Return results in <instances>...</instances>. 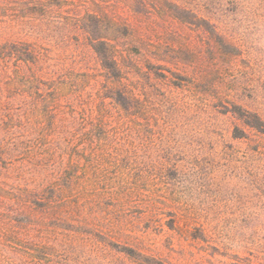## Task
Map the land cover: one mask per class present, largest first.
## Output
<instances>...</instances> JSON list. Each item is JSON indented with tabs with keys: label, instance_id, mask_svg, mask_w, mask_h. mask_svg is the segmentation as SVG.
I'll list each match as a JSON object with an SVG mask.
<instances>
[{
	"label": "rangeland",
	"instance_id": "obj_1",
	"mask_svg": "<svg viewBox=\"0 0 264 264\" xmlns=\"http://www.w3.org/2000/svg\"><path fill=\"white\" fill-rule=\"evenodd\" d=\"M236 106L264 122V0H0V264H264Z\"/></svg>",
	"mask_w": 264,
	"mask_h": 264
},
{
	"label": "trees",
	"instance_id": "obj_2",
	"mask_svg": "<svg viewBox=\"0 0 264 264\" xmlns=\"http://www.w3.org/2000/svg\"><path fill=\"white\" fill-rule=\"evenodd\" d=\"M94 49L101 66L105 70L106 76L113 80H120L121 70L110 45H108V43H106L105 41L101 40L100 42L94 44ZM110 96L113 97L123 107H129L130 97L123 90L119 88H115V90L112 89L110 92ZM236 107L237 108L234 111L239 114L245 120L246 123L258 129H263L264 122L257 113L242 110V108L238 106Z\"/></svg>",
	"mask_w": 264,
	"mask_h": 264
}]
</instances>
